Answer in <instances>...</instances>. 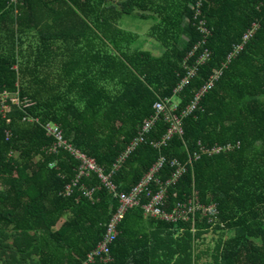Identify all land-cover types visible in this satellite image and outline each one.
<instances>
[{
    "label": "trees",
    "instance_id": "trees-1",
    "mask_svg": "<svg viewBox=\"0 0 264 264\" xmlns=\"http://www.w3.org/2000/svg\"><path fill=\"white\" fill-rule=\"evenodd\" d=\"M124 16L151 21L157 56L120 27ZM215 71L182 135L159 144L160 116L110 176L128 192L161 158L164 182L176 161L185 171L161 208L196 191L215 221L170 224L133 208L112 260L88 264H264V0H0V264H84L117 206L95 173L64 194L78 160L49 150L47 123L109 174L156 101L176 98L180 115Z\"/></svg>",
    "mask_w": 264,
    "mask_h": 264
},
{
    "label": "built area",
    "instance_id": "built-area-1",
    "mask_svg": "<svg viewBox=\"0 0 264 264\" xmlns=\"http://www.w3.org/2000/svg\"><path fill=\"white\" fill-rule=\"evenodd\" d=\"M237 48L240 49V46H237ZM206 57L207 55L205 54L200 60L203 61ZM194 73L195 68L190 69V71L187 73V77L194 75ZM219 74L220 71L214 72V74L207 80L205 85L195 94L194 99L189 103L186 109L181 112L180 115L175 114L174 111L176 109V105L172 104L169 99L156 101L153 104V109L155 110L154 115H151L142 121L137 136L130 142L123 154L117 159V162L113 164L112 171L109 174H105L103 169L96 164L93 158L84 155L77 149L68 145L63 138L62 129L58 124L47 123L45 125L44 129L46 134L54 138V143L51 145L49 150L51 152H57L59 148L67 149L68 152L79 162L76 169L75 180L70 185H66L64 194L69 195L71 192V187L76 185V182L79 178L87 177L90 173H95L100 179L102 185L113 194L117 202L114 212L111 213L109 220L104 225V232L101 239L89 252L84 264L93 263L96 257L104 263L112 260V257L110 256V247L120 233L119 226L126 213L136 207H141L146 218L148 217L158 221H163L164 223L177 224L179 221H190L191 224H194L197 214L200 218H206L208 223L215 221L217 215L215 205H204L200 203L196 191H193L192 194L187 196L183 201H178L172 206L170 211L161 208V206L167 200L168 187L174 184L175 181H177L181 174L185 171V165H181L176 161L171 162V165L176 167L175 171L169 178L165 179L164 182H160L155 177L157 170L161 165H163L164 162V159L161 158L155 165H153V167L149 169L146 174L143 175L137 185L132 187L128 192L116 191V187L110 181V176L119 167V164L123 162L124 158L137 146V144L143 141L144 136L153 128L160 116L165 122H167L169 127L159 144H163L165 140L169 139L173 134L181 136L182 118L195 109L202 93L213 86L214 81L217 79ZM186 80L187 78L182 80L178 89L181 88ZM230 148V146L221 148L214 147L211 152L204 149H201V151L212 153ZM194 157L197 158L198 156L194 154ZM152 184H155L158 187V189H155L156 191L154 193L148 188L149 186H153ZM84 193L90 197L91 191L85 190ZM142 196L149 198L147 203H141Z\"/></svg>",
    "mask_w": 264,
    "mask_h": 264
},
{
    "label": "rangeland",
    "instance_id": "rangeland-1",
    "mask_svg": "<svg viewBox=\"0 0 264 264\" xmlns=\"http://www.w3.org/2000/svg\"><path fill=\"white\" fill-rule=\"evenodd\" d=\"M150 25H151L150 20H143V19H140V18L135 17V16H124V18L121 19V21H120V27L121 28L127 29L130 32L137 34V36H138L137 40L139 41V43L135 44V45L141 47V49L144 51H149L152 56H157L160 53V50L157 48V42L152 40L150 37H147V35H146ZM5 97L6 96H4L2 98V102H1L2 108L1 109L8 111L9 107L6 104H4ZM10 99L14 104H16L18 102L17 97H10ZM172 103L174 105H176L177 99L176 98L172 99ZM51 124H54V123H51ZM78 164H79V162H78ZM0 189H1V186H0ZM64 219H65V217L61 218L56 223V225L54 226V229H57L58 226L62 223V221ZM230 235H231V233H228V234H226V237H228ZM217 236H218V234H216V233H210V234L206 235L204 237L205 245H209V248H211L214 245V243L216 242ZM204 242H202V243H204ZM205 245L202 246V248L198 249V251L200 250V252H205L204 251ZM203 260H204V258H203ZM205 260H206V258H205Z\"/></svg>",
    "mask_w": 264,
    "mask_h": 264
},
{
    "label": "clouds",
    "instance_id": "clouds-1",
    "mask_svg": "<svg viewBox=\"0 0 264 264\" xmlns=\"http://www.w3.org/2000/svg\"><path fill=\"white\" fill-rule=\"evenodd\" d=\"M173 99V98H172ZM170 100V99H169ZM172 102V100H170ZM173 104V103H172Z\"/></svg>",
    "mask_w": 264,
    "mask_h": 264
},
{
    "label": "crops",
    "instance_id": "crops-1",
    "mask_svg": "<svg viewBox=\"0 0 264 264\" xmlns=\"http://www.w3.org/2000/svg\"><path fill=\"white\" fill-rule=\"evenodd\" d=\"M148 37V36H147Z\"/></svg>",
    "mask_w": 264,
    "mask_h": 264
}]
</instances>
